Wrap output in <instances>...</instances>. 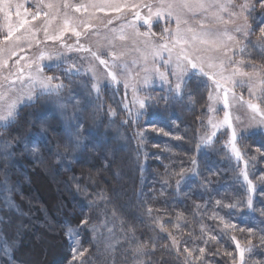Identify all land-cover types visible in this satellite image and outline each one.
<instances>
[{"label":"trees","instance_id":"1","mask_svg":"<svg viewBox=\"0 0 264 264\" xmlns=\"http://www.w3.org/2000/svg\"><path fill=\"white\" fill-rule=\"evenodd\" d=\"M252 58L257 67L264 65V58L256 60L254 52ZM38 99L21 107L8 128H0V140L9 135L15 143L12 155H0V182L8 184L17 205L0 212L2 236L12 245L11 259L0 252V264H31L26 255L35 249L36 264H68L72 255L64 222L81 226L82 221L92 222L98 215L111 219L133 250L145 245L146 264H232L233 256L238 264L236 241L243 247L251 241L253 251L245 254L246 264H264V181L259 179L264 177V128L236 141L248 161L249 179L256 185L252 208H248L247 185L238 179L244 160L237 161L229 152V161L220 151L212 153L201 146L204 121L198 111L174 115L179 118L175 141L160 137L157 147L143 140L137 127L128 126L125 145L113 141L104 129H86L76 148L69 145L68 134L55 116L31 115L30 108L38 105ZM145 112H149L148 105ZM31 136H39L37 158L22 146L21 139L28 142ZM192 159L199 175L191 171L183 177L175 175L182 168L192 169ZM231 204L236 207H224ZM146 206L153 209L151 216ZM213 214L235 224L236 229H223ZM46 239L54 242L51 252L58 253L57 260L50 258L48 249H41ZM185 248L192 251V257ZM201 248L204 254L198 258Z\"/></svg>","mask_w":264,"mask_h":264},{"label":"rangeland","instance_id":"2","mask_svg":"<svg viewBox=\"0 0 264 264\" xmlns=\"http://www.w3.org/2000/svg\"><path fill=\"white\" fill-rule=\"evenodd\" d=\"M14 2L23 4L24 7L28 9L29 13L37 10L41 12L48 11L47 8L40 6L41 0H14ZM48 2L49 0H43V3ZM94 2H99V0H69V3L75 5H87ZM116 2L132 4L140 3L141 0H116ZM144 2H148V0H144ZM240 2H242V0H236V3ZM62 11H67L68 15L76 20L87 21L91 19V23L94 27L89 28L87 31H83V34L79 37L81 44L91 46L93 51H98L104 59L109 58L106 53L110 51H116L118 54L121 52L124 53L120 60L117 61L118 66L114 69L119 75L121 82L119 84H114L110 82V78L106 79L105 73L108 70L103 65H100L97 61L93 60L88 53L68 51L59 41H45L42 29L47 24V19L41 15L33 20L31 15H27L26 19L29 23L25 25V29H35L36 39L32 40L31 47H29L27 42L15 43L9 41L0 44V48L5 50L3 52L4 58H7L12 51L16 52V55L12 56L9 60L8 68L4 71H15L17 68L15 61L19 60L20 65L24 66L28 60H34L40 52L44 50L53 55H60L59 61H42L44 65H53V67L46 66L44 68V73L46 75L60 76L64 82L69 85V88L62 91L59 96H46L38 99V105L36 107L31 106L32 108H30L31 111L29 112L32 113L31 115L38 116V114H47L49 117L55 116L66 130L67 134L69 127H73L77 122L83 123L81 133L86 129H88V131L104 129V132L109 134L110 137L113 138V141H117L122 145L127 143L125 139H129L127 127H137L141 134L140 137L145 141L152 142L153 146L157 147L160 137H162L165 142L175 141L174 134L177 132L176 128H178L176 122L179 118H173L174 115L177 116L179 113L183 114L191 111H198L201 114V119L204 121L199 137L201 146L205 147L206 151L212 153L213 151H220V154L229 161H231L229 154V152L231 153V150L228 146V141L231 138L232 129L227 125L218 127L215 130V136L212 137L211 143L206 144L202 142V138L209 136L213 131L211 124L209 123L210 120L213 123L222 121L225 111L230 112L232 117L239 116V121L235 119L232 120L233 126L237 129V139L244 134L247 135L258 132L264 128V125L257 124L250 120V110L239 101L233 100L231 94L229 95L228 108H224L222 98L220 97H217L214 100H209V95L212 94L216 97L217 92H219L222 97L223 90L216 89L212 80L199 73L193 75L192 72H189L185 77L187 83L181 98L169 99L167 103L161 100V97L170 96L168 91L169 85L163 82L159 76L154 73L151 75L148 83H144L143 81V77L146 75L143 71L145 63L142 59L141 51H137L138 48L141 50L143 49V45L140 43L142 38L135 37L134 31L135 29H138L140 32H145L148 31V27L143 24V21L134 19V12L132 10L125 9L122 12H116L111 9L97 11L89 8L87 12L80 13L75 12L73 9ZM21 13L23 14V9H21ZM140 13L142 16L147 15V9H141ZM251 14L248 15V22L251 25V28H254V33L250 34L247 39H244L234 32V28L238 24L243 23L242 19L237 20L235 24H225L212 19L210 16L208 19H205L203 14L197 10H194L193 13H187L185 11L180 12L182 19H188L189 25L187 26L199 30L198 22L202 21L214 31L224 32L227 30L229 33L236 35L237 38L240 39L241 44L247 45V48L243 53H240L239 46H234L233 50L229 52L228 55L235 60L243 59L246 62L244 70L249 72L252 71V69L248 67V62L255 64L252 58L253 52L256 54V60H258V58L259 60L264 58L262 50L254 48L253 45L248 42L251 40L255 43L261 39L259 29L261 26H264V9L258 7L253 14ZM223 15L225 20H227V14L225 13ZM62 18L61 15V19ZM109 20H111L112 23L109 24ZM12 21L13 23H17L19 18L13 14ZM3 23V16L0 14V39H2L5 34ZM58 23L59 21L52 25L49 29L50 33L55 31ZM130 24H134L135 29L131 27ZM122 27L124 34L128 37L125 41L116 38L120 34ZM165 27L174 30L175 18L164 17L157 19L156 17H153L151 31L156 33V36L153 38L156 43L161 42L160 37ZM185 27L186 25L182 23L181 28L183 29ZM25 29H21V32L16 33V35H20ZM111 29H115L116 31L113 32ZM37 40L44 42L37 43ZM76 40L77 37L71 32L66 33L63 37V41L67 45H74ZM110 40L114 41V48L109 44ZM134 40L136 41L135 44L133 43ZM213 55L221 59H226V57L223 56V50H221V52L213 53ZM162 56L164 59L156 58L153 60L151 55H148L147 67L149 69H152L153 66L158 67L161 72L168 74L169 80L174 82L175 78L171 75L173 65L165 63L167 60V52H163ZM21 57H25L26 59H21ZM133 61L136 63H133ZM57 63H59V67L54 66ZM73 64L82 70L88 69L89 65L95 66L96 75L100 77L101 80L99 99L96 98L95 92L91 89V84L94 82L92 72L81 71L78 74L64 72L65 68H68ZM121 64H127L128 66L129 72L125 75H120L122 69L119 65ZM226 68L230 69V66L226 65ZM27 71L28 69L25 67V72ZM137 73H139V75H137ZM225 75H228V71L225 72ZM189 77H191V79H189ZM237 79L239 80L240 78L238 77ZM125 80H127L129 84L127 88L124 86ZM4 83L5 86H7V82L5 81ZM16 87L19 89L21 84L17 83ZM228 87L232 86L228 85ZM133 88H135V93L133 92ZM233 91L238 96L242 95L245 100H248L250 97L247 85L243 87L237 85L233 88ZM134 95L145 99V106L148 105L149 109L148 113L145 112V108L140 109L139 105L134 102ZM252 98L256 101L255 97ZM259 103L264 107V102ZM33 104V101L28 102L25 100L20 104L19 109ZM125 104L128 105L127 109L124 107ZM109 109L114 110L115 115H113ZM73 113L75 114L76 119L67 121L65 117ZM137 113H140V115ZM257 119H259V117H257ZM136 121L138 124H136ZM166 121L168 123H166ZM102 124H105L106 126L101 128L100 126ZM158 129H163V131H158ZM73 130H75L74 127ZM23 138L21 139L22 146L24 147L23 149H25L26 152L28 151V153L30 152L29 154L32 155V157L37 158L40 152L39 136L33 137L35 139H32L31 136L32 140L30 139V142L23 141ZM3 140L11 141V147L6 150L12 155L15 147L13 138L7 135ZM207 147H210V149ZM107 152L103 153L106 157L109 156ZM4 185L7 186V189H5ZM6 198L11 201V207L5 202ZM16 208L17 205L13 201L8 184L0 182V212L4 209L13 210ZM64 225L66 233H68L69 227L75 231L80 240L81 249H87L83 257L73 259L74 253L72 240H70L67 234L70 244L69 248L72 255V259L68 264H146L143 255L134 254V250L130 246V243L127 242L126 236L122 235L123 237H120L118 235V232H122V230L119 229L111 219L106 220V217L103 218L101 215H98L92 222L85 223L81 226H74L68 221H65ZM18 228H21V226H18ZM109 230H111V232H109ZM86 235L88 236L87 240L89 242L87 244L84 243V236ZM4 242L5 240L0 230V245ZM109 243L112 245L111 248L107 247ZM53 244L54 242L46 239L44 240V244H41V249L43 251L48 249L50 252V258H53L54 261L58 259V253L54 250L51 252ZM54 249L56 250L57 247ZM35 250L32 251L31 255H26V258L31 264L37 263ZM254 264L257 263L255 262Z\"/></svg>","mask_w":264,"mask_h":264},{"label":"snow or ice","instance_id":"3","mask_svg":"<svg viewBox=\"0 0 264 264\" xmlns=\"http://www.w3.org/2000/svg\"><path fill=\"white\" fill-rule=\"evenodd\" d=\"M40 6L47 8L48 11L41 12L37 10L29 13L28 9L21 3H16L14 0H0V14L3 16V28L5 29V34L3 38L0 39V44L9 41L15 43L27 42L29 47H31L32 40L36 39V30L33 28L25 29V25L29 23L26 16L31 15L32 19L35 20L43 15L47 19V24L42 29L45 41H59L68 51L88 53L93 60L97 61L100 65H103L108 70L105 73V78H110L111 83L119 84L121 81L119 75L114 69L118 66L117 61L120 60L124 53L121 52L118 54L116 51H110L106 53L109 58L104 59L98 51H93L91 46L81 44L79 37H81L83 31H87L89 28L94 27L91 23V19L87 21L76 20L73 17H70L67 11L62 10L73 9L75 12L80 13L87 12L89 8L97 11L111 9L116 12H122L125 9H129L134 12V19L143 21V24L148 27V31L140 32L138 29H135L134 24H130V26L135 29L134 36L142 38L140 43L143 45V49L141 50L138 48L137 51H141L142 59L145 63V67L143 68V71L146 73L143 77L144 83H148L151 75L154 73L158 75L163 82L169 85L168 91L170 96L161 97V100L167 103L169 99L181 98L187 83L185 77L189 72H192L193 75L199 73L212 80L216 89L223 90L222 97L220 96V93L217 92L216 97L210 94L209 100H214L217 97H220L222 98L224 108H228L229 95L231 94L233 100L239 101L250 110L251 121L264 125V107H262L261 103L255 102L253 99L245 100L242 95L238 96L233 91V88L237 85L241 87L247 85L250 96L255 97L256 101H264V65L257 67L255 64L248 62V67L252 68V71H245L244 65L246 62L243 59L235 60L228 55V53L233 50L234 46H239L240 53H243L247 48V45L241 44L240 39H238L236 35L229 33L227 30L224 32L214 31L202 21L198 22L199 30H197L191 26H187L189 25L188 19H182L180 15L181 11L193 13L194 10H197L203 14L205 19H208L210 16L212 19L225 24H235L237 20L242 19L243 23L238 24L234 28V32L239 34L240 37L247 39L254 31L248 22V15L254 12L257 7L264 9V0H256V3H252V0H242L240 3H236V0H148V2L141 0L140 3L132 4L118 3L116 0H99V2L87 5H75L69 3V0H49L48 3H43V0H41ZM21 9H23V14L21 13ZM141 9H147V15L142 16L140 13ZM225 13L228 17L227 20H225L223 15ZM13 14L19 18L17 23H13L12 21ZM61 15L63 17L62 19ZM153 17H156L157 19L164 17L175 18V29L173 30L165 27L160 37V43H156L153 39L156 36V33L151 31ZM57 21H59V23L57 24L55 31L50 33L49 29ZM108 23L110 24L112 21L109 20ZM182 23L186 25L183 29L181 28ZM21 29H25V31L20 35H16V33L21 32ZM111 31L115 32L116 30L111 29ZM259 31L261 33V39L255 43L251 40L248 42L252 44L254 48L262 50V54H264V26H261ZM68 32H71L77 37L74 45H67L63 41L64 35ZM116 38L121 41L128 39L123 32V27ZM42 42L44 41L37 40V43ZM133 43L135 44L136 41L134 40ZM109 44L114 48V41L110 40ZM221 50H223V56L226 57V59H221L213 55V53L221 52ZM4 51L3 48H0V128H8L13 122H15L18 116L19 106L25 100L32 102L42 96H59L62 91L69 88V85L66 84L60 76L46 75L44 73V68L46 66L53 67V65H44L42 61H59V54L53 55L42 50L34 60H28L26 65L21 66L20 61L17 60L15 61L17 65L16 70L5 72L4 70L8 68L9 60L12 56L16 55V52L12 51L7 58H4ZM163 52H167V60L165 63L173 65L171 75L175 78L174 82L169 80L168 74L161 72L158 67L153 66L152 69L147 67L148 55H151L153 60L156 58L164 59L162 56ZM21 59L26 58L21 57ZM133 63L136 62L133 61ZM226 65L230 66V69L226 68ZM54 66L59 67L60 65L57 63ZM25 67L28 69L27 72H25ZM119 67L122 69L120 75H125L129 72L127 64H121ZM81 71L92 72L94 82L91 84V89L95 92L96 98L99 99L101 80L100 77L96 75L94 65H89L88 69L82 70L73 64L64 69L65 73L71 74H78ZM226 71H228V75H225ZM137 75H139V73H137ZM238 77L240 78L239 80L237 79ZM189 79H191V77H189ZM5 81L7 82V86H5ZM17 83L21 84L19 89L16 87ZM228 85H231L232 87H228ZM124 86L125 88L129 86L127 80L124 81ZM133 92L135 93V88H133ZM133 99L134 102L139 105L140 109L145 108V99L139 98L136 95H134ZM124 107L127 109L128 105L125 104ZM109 111L115 115L114 110L109 109ZM137 114L140 115V113ZM257 117H259V119H257ZM65 119L71 121L76 119V116L73 113L66 116ZM233 119L239 121L240 117H232L230 112L225 111L222 121L213 123L210 120L209 123L211 124L213 131L209 136L202 138V142L206 144L211 143L212 137L215 136V130L218 127L227 125L232 129L228 146L237 161H240L244 160V156L236 143L237 129L232 124ZM73 127L75 130H73ZM73 127H69L68 129V142L69 145L79 148L82 143L81 131L83 129V123L77 122ZM158 131L162 132L163 129H158ZM9 147H11V141L0 140V155H3L5 158L10 156L11 153L6 150ZM191 163L193 166L192 169L188 170L182 168L180 172L175 175L183 177L185 172L188 171H191L193 175H199L196 171V160L192 159ZM247 168L248 161L244 160V168L240 171L238 179L242 178L243 183L247 185L249 195L245 203L248 208H252L251 194L255 192L256 185L253 183L252 179H249ZM259 179L264 181V177H260ZM176 184L177 188H179L180 180H177ZM4 187L7 189L6 185H4ZM5 202L9 207L12 206V203L8 198L5 199ZM220 203V201L216 202L217 205H220ZM224 207L233 208L236 207V205H224ZM145 210L148 215H152L153 209L151 207L146 206ZM261 212L264 214V209H262ZM213 218L219 219L225 230L236 229L235 224H232L230 221H225L223 217L213 214ZM82 223H87V220L82 221ZM156 223L161 230L166 231L164 225L159 219H156ZM238 230L244 231V229ZM247 231L251 233L252 229H248ZM109 232H111V230H109ZM67 234L70 240H72L74 253L73 259L83 257L87 249H81L80 240L75 231L69 227ZM220 234L224 235L223 232ZM211 239H215V237H211ZM231 239L236 240L234 236H232ZM173 244H176L175 238H173ZM107 247L111 248L112 245L109 243ZM236 247L238 249V264H246L245 254H251L253 251L251 241H249L248 247H243L239 241H236ZM11 248L12 245L5 241L0 245V252L5 256H9L11 259L9 255ZM144 248L145 245L136 247L134 249V254L143 255ZM177 251H179V248H177ZM184 251L187 253L188 257H192L191 250L185 248ZM198 251L200 253V257L198 258H202L204 249L201 248ZM225 254L232 256V253ZM232 264H237V257H232Z\"/></svg>","mask_w":264,"mask_h":264}]
</instances>
